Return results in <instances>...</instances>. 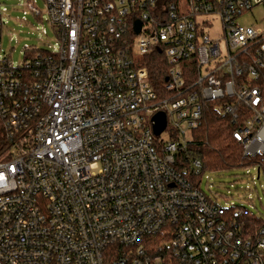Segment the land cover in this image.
<instances>
[{
  "label": "built area",
  "instance_id": "1",
  "mask_svg": "<svg viewBox=\"0 0 264 264\" xmlns=\"http://www.w3.org/2000/svg\"><path fill=\"white\" fill-rule=\"evenodd\" d=\"M44 1L58 46H26L17 65L1 52L0 1V264H152L148 236L178 264H264V224L247 235L248 209L207 195L202 161L180 155L213 100L234 118L238 102L257 108L235 136L264 153V18L239 21L264 0ZM155 49L168 62L159 88ZM114 244L130 253L111 260Z\"/></svg>",
  "mask_w": 264,
  "mask_h": 264
},
{
  "label": "trees",
  "instance_id": "2",
  "mask_svg": "<svg viewBox=\"0 0 264 264\" xmlns=\"http://www.w3.org/2000/svg\"><path fill=\"white\" fill-rule=\"evenodd\" d=\"M146 65L151 82L159 88L165 82L168 70V62L163 49H155L149 53L146 57ZM257 84L261 85V82ZM222 102L223 100L207 102L204 120L201 126L194 129L193 140L186 151L180 154L181 157L187 165L195 158L200 159L203 164L202 172L205 170L244 169L253 165L259 169L258 177H260L261 173L264 172V153L247 156L244 153V144L235 136L236 130L256 114L257 108L238 102L236 104L238 118H234L231 114L223 113L220 110L217 104ZM5 131V122L0 115L1 145L4 143ZM234 206L248 209V215L242 219L245 224L244 232L247 235H254L256 228L264 224V219L252 212L246 205L234 204ZM164 240L167 239L154 236L144 238L143 244L152 264H157L152 259L157 254L161 255L160 264H178ZM130 249L114 244L108 248V253L110 259L114 260L120 256L122 257L125 253H130ZM127 264L132 263L128 262Z\"/></svg>",
  "mask_w": 264,
  "mask_h": 264
},
{
  "label": "rangeland",
  "instance_id": "3",
  "mask_svg": "<svg viewBox=\"0 0 264 264\" xmlns=\"http://www.w3.org/2000/svg\"><path fill=\"white\" fill-rule=\"evenodd\" d=\"M9 7L1 33V52L9 55L17 65L24 61L26 46H36L54 50L58 39L52 24L48 21L44 0H32L41 10L43 20L20 3L26 0H0ZM26 10V11H25ZM264 18V7L257 6L239 17L242 24L259 25ZM45 30V31H44ZM222 30L221 21L216 19L209 28L211 35ZM169 139L168 132L162 134ZM258 168L249 166L244 169L205 170L201 174V188L210 197L225 207L233 204L248 206L252 212L264 219V172L258 177Z\"/></svg>",
  "mask_w": 264,
  "mask_h": 264
},
{
  "label": "water",
  "instance_id": "4",
  "mask_svg": "<svg viewBox=\"0 0 264 264\" xmlns=\"http://www.w3.org/2000/svg\"><path fill=\"white\" fill-rule=\"evenodd\" d=\"M139 24L137 26V31H139ZM153 128L156 134H160L166 127L167 124V117L164 111H159L153 116ZM258 176H259V169H258Z\"/></svg>",
  "mask_w": 264,
  "mask_h": 264
}]
</instances>
